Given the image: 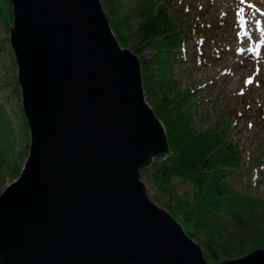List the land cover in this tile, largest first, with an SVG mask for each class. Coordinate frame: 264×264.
<instances>
[{
  "label": "water",
  "instance_id": "1",
  "mask_svg": "<svg viewBox=\"0 0 264 264\" xmlns=\"http://www.w3.org/2000/svg\"><path fill=\"white\" fill-rule=\"evenodd\" d=\"M8 3L29 147L0 193V264H264V248L207 263L146 195L140 173L166 159L165 128L99 0Z\"/></svg>",
  "mask_w": 264,
  "mask_h": 264
},
{
  "label": "trees",
  "instance_id": "2",
  "mask_svg": "<svg viewBox=\"0 0 264 264\" xmlns=\"http://www.w3.org/2000/svg\"><path fill=\"white\" fill-rule=\"evenodd\" d=\"M4 1L6 4L9 0ZM99 2L122 49L128 44L121 32L132 18L137 22L132 51L137 56L147 49L152 53L148 59H139L142 90L145 102L152 105L165 128L169 147L165 160H154L140 173V180L168 196L167 201L156 196L153 200L158 207L171 210L186 235L198 241L207 263L233 260L264 248V196L258 191L264 176L260 170L262 156L228 139L227 128L219 134L213 130L196 132L190 124L191 90L181 91L174 73L175 67L186 60V50L194 49L198 61L204 58V46L218 50L215 35L207 34L213 28L209 24L205 27L204 19L197 22L190 9L182 8V0L180 6L171 1V13L156 6L157 0ZM204 12L196 7L192 11L198 20ZM15 87L14 92L20 94L18 83ZM1 93L0 172L13 158L15 148L14 114L7 111ZM17 112L20 128L27 133L20 107ZM175 183L188 189L175 196Z\"/></svg>",
  "mask_w": 264,
  "mask_h": 264
},
{
  "label": "rangeland",
  "instance_id": "3",
  "mask_svg": "<svg viewBox=\"0 0 264 264\" xmlns=\"http://www.w3.org/2000/svg\"><path fill=\"white\" fill-rule=\"evenodd\" d=\"M171 1H177L175 4L180 6L181 0H157L156 6H161L171 13ZM182 1V8L188 9L195 6L207 11L205 16L199 19L213 22V31L207 34L215 35L214 45L218 48L216 50L215 47L204 46L201 51L206 50V53L201 62L197 61L194 49H188L186 60L174 69L176 78L181 83L180 90L185 91L189 88L192 93L190 103H193V107H191L190 124L199 133L213 130L219 134L227 128L228 139L262 156L263 165L260 170L264 173V17L253 18V13L245 9L242 0ZM4 2L2 0L0 3V90L1 95L6 98L4 102L7 111L14 114L15 127L12 139L15 148H13V158H10L7 166L0 172V193L6 189V184L14 182L17 178V173L24 166L27 147H29L27 142L29 133H24L16 118L21 101L20 94L14 92L18 83L17 70L8 39V32H10L8 27L13 22L12 7ZM248 4L255 9H263L261 11L264 13V0H248ZM241 6L244 7L245 16L252 18L249 21L252 29H248L246 33L251 34L257 22L256 43L262 51L254 56L248 54L249 50L244 51L239 38L242 28L238 23L236 12ZM190 13L198 22L194 14ZM128 20V27L121 32L128 44L124 49H131L136 45L134 39L137 22L132 18ZM151 55L152 53L147 49L141 56L136 55V57L139 61L141 58L148 59ZM260 184L258 191L264 196V176ZM143 185L146 195L156 205L158 203L153 200V196L160 201L168 200V196L160 195V192L151 189L146 182H143ZM174 188H176L175 196H180L188 189L177 183Z\"/></svg>",
  "mask_w": 264,
  "mask_h": 264
},
{
  "label": "bare ground",
  "instance_id": "4",
  "mask_svg": "<svg viewBox=\"0 0 264 264\" xmlns=\"http://www.w3.org/2000/svg\"><path fill=\"white\" fill-rule=\"evenodd\" d=\"M261 30V29H260ZM259 34V33H258ZM244 52V51H243ZM251 58V57H250Z\"/></svg>",
  "mask_w": 264,
  "mask_h": 264
}]
</instances>
